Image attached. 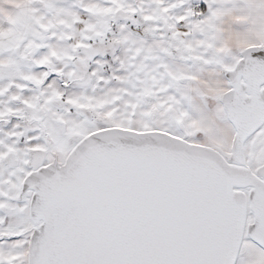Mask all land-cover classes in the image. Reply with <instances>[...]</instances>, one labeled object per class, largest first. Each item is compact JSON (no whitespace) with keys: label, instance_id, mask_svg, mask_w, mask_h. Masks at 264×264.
Instances as JSON below:
<instances>
[{"label":"snow or ice","instance_id":"1","mask_svg":"<svg viewBox=\"0 0 264 264\" xmlns=\"http://www.w3.org/2000/svg\"><path fill=\"white\" fill-rule=\"evenodd\" d=\"M0 264H264V0H0Z\"/></svg>","mask_w":264,"mask_h":264}]
</instances>
